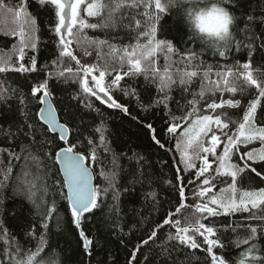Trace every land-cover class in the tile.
<instances>
[{"label":"trees","instance_id":"trees-1","mask_svg":"<svg viewBox=\"0 0 264 264\" xmlns=\"http://www.w3.org/2000/svg\"><path fill=\"white\" fill-rule=\"evenodd\" d=\"M89 2L92 0H86V3L81 5V17L87 19L89 23H100L101 17L87 16L86 5ZM161 2L167 10L159 13L160 23L165 25L166 29L161 33L158 24L156 38L171 41L175 51L167 60L164 53L157 52L154 57L155 66L160 69V74H163L167 66L169 73L175 79H178L177 70L190 71L197 66L201 75L193 78L192 83L187 86V91L178 85L174 86L168 93L171 99L167 102V107L163 103L158 105L155 103L165 95L157 89L158 77L155 81L151 77L145 81L143 75L125 76L120 86L111 88L109 92L112 100L128 108V113H124L120 109L109 107L103 100L83 93L79 83L74 82L71 73H66L63 78L56 77V71L71 67L75 72L77 65L69 58H64L62 64H53L59 56L56 43L58 38L53 32L54 10L48 6H41L38 0H26V11L31 13L38 25L39 30L36 35L39 43L36 52L26 50L24 62L27 64L28 56H34L37 60V70L0 73V89H6L5 95L8 97L0 100V148L21 153L22 148L32 144L34 149L40 150L45 147L41 140L48 141V146L56 151L60 147L72 145L76 152L86 157L95 173L96 186L101 188L108 186L109 181L100 175L102 170L109 174L110 179L111 173L115 172L114 183L118 190L116 199H113V192L109 190L107 196L102 201H98L100 206L92 213L85 214L86 219L82 227L85 234L93 240L89 254L84 249L79 230L73 223L70 205L65 198L66 185L63 188L65 195H61L56 187L49 188L46 198L49 201L55 199L58 212L52 214V219L47 221L48 228L45 229L42 215L44 209L41 208L38 211L25 196L13 193V183L24 160L21 158L19 161H12L13 181L8 183L7 188L0 191V200H2L0 224L25 251L35 250L39 244L38 238L44 235L47 243L37 260L43 259L46 264H211L203 237L196 235V241L201 244V248L190 249L180 245L177 240H168L169 233L175 235L176 231L171 225L158 227L169 218L180 219L181 226H184L183 217L200 216L201 214L195 211V204L206 202L194 196V192L198 191L197 186L204 178L197 180L195 176L201 166V159H194L196 167L186 170L181 160V152L176 147L177 141L182 138L181 133L184 127L188 124H185L182 119L175 121L182 124L175 135L169 134L167 127L170 126L174 117L181 118L191 110L187 102L193 100V94L201 92L202 73L207 66H212L209 79H217L215 73L218 69H222L225 65L231 66L236 62L242 65L248 61L249 51L246 45L249 43L254 45V51L250 55L253 75L255 78L264 80V47H261L264 45V0H231L230 3L223 4L235 17L234 41L226 57H220L214 48L209 47L202 39L188 31L184 17L186 9L195 6L192 0L175 7H169L168 0H161ZM4 4L18 8L21 0H4ZM144 11L143 6L138 9L124 7L120 13H117V16L123 15L124 19L115 29H85L84 33L89 38L108 40L109 44L116 46L135 43L136 32L125 29L123 25L130 22L133 14H142ZM148 11L154 13V6ZM250 16L253 17L251 22L248 19ZM136 18L141 19L142 22L146 19L142 15H137ZM19 27L20 23L14 20L12 14L0 9V55H11L17 67L18 58L13 55L12 50L13 45L18 43V36L5 35V32L10 33L12 29L18 31ZM237 41L240 43L241 51H236ZM140 42L146 43V38L141 37ZM84 47L91 52L90 56H84L83 48L73 44L81 63H97L98 54L111 63L107 55L110 51L107 45L99 49L94 44H85ZM192 52L197 55L189 60L187 57ZM100 63L104 66L102 60ZM126 68L127 65L125 70ZM117 71H119L118 67ZM49 72L53 73L51 78L48 75ZM116 74L112 72L106 75L105 84H110ZM45 80L48 82V90L60 119L69 128L70 138L67 142L60 140L59 135L52 133L39 118L38 113L42 104L39 103L38 97H41L42 93L32 96L31 89ZM211 87V84L204 83L205 95L203 99L197 97L199 101L196 105L199 110L197 114L220 115L226 122L229 119L240 121L247 105L258 95L257 90L251 86L243 92L238 91L235 95L227 91H216L215 95H212L207 91ZM132 89H135V94H132ZM125 92L129 94L126 95ZM77 95L80 98L73 99ZM222 99H239L241 103L238 108L227 105L215 111L207 108V104L213 100L220 103ZM89 102L92 103V108L85 107ZM224 113L227 115H223ZM256 117L258 126L264 127V98L261 99V104L257 108ZM192 119H195V116ZM102 123L103 133L97 132L96 129L101 128ZM149 123L156 129L155 135L164 145L163 147L151 138L150 130L147 128ZM188 123H191V119ZM28 125H32L35 130L34 143L31 140L32 131L27 127ZM229 130L235 131L232 123L229 124ZM101 134L105 137L104 144L100 141ZM216 134L220 135L219 130H216ZM211 135L212 133H209L207 137H202L205 147L208 146ZM89 139L93 141L92 145L89 144ZM221 140H224L223 136ZM261 146L259 141L239 145L232 156V162L243 166L244 162L238 157L245 151H252L254 148L258 150ZM93 148L96 155L95 161L91 159ZM105 148L108 151H105ZM223 148L224 144L221 143L216 151L217 156L222 155ZM203 155L207 154L201 153V156ZM208 155L212 161V169L205 176L211 177L216 175L215 169L218 163L214 156ZM0 158L4 165L8 164L7 152L0 154ZM249 163L256 167L257 171L264 169V161ZM49 164H51L50 161ZM56 167H60L59 163ZM53 172L55 173V169ZM246 175L251 176L252 183L246 182L243 185L244 188L251 190L264 187V181L256 177L255 173H251L250 169L247 170ZM62 177L61 171L54 176L58 181ZM2 178L0 176V179ZM190 180L192 183H189ZM229 182L230 177H217L213 181L214 193L219 194L220 189L226 188ZM48 184L51 185V179L48 180ZM181 186L185 192L184 201L179 198ZM238 187H240L239 184ZM150 193H155V198L149 195ZM182 202L187 206L177 213L176 209ZM48 206L51 207V204L49 203ZM248 215V213H235L210 218L215 222L212 226L218 230L217 236L225 245L224 248H214V252L217 255H223L228 264H238L241 254L252 244H256L258 248V251L252 255L264 258V234H258L256 239L249 241V244L241 243L236 246L233 243L238 237L243 239L250 234L244 226L257 223L249 221ZM202 222L208 223V221ZM225 226L230 227L225 230ZM233 227H236V231L232 230ZM154 230L157 233L156 237L149 239ZM33 232L34 235H29ZM145 240H148V244L143 243ZM3 248V243H0V252ZM165 249L168 251L165 252ZM2 258L7 260V257ZM248 259L251 260L252 256L250 255Z\"/></svg>","mask_w":264,"mask_h":264},{"label":"snow or ice","instance_id":"snow-or-ice-1","mask_svg":"<svg viewBox=\"0 0 264 264\" xmlns=\"http://www.w3.org/2000/svg\"><path fill=\"white\" fill-rule=\"evenodd\" d=\"M183 2H191V0H168V6L175 7ZM230 2L231 0H223V4ZM38 3L41 6H48L51 10H54L53 32L58 38L56 43L59 49V56L56 61H53V64H62L64 58H69L75 61L77 65L75 72H73L71 67L63 71H56V77L63 78L66 73H71L74 82L79 83L83 93L96 97L98 100H103V102L108 103L109 107H114L124 113H128V108L112 100L109 94L111 88L120 86V82L125 76L136 77L143 75L145 81H148L149 77L155 81L158 77L157 89L160 93H165V95L155 103L157 105L163 103L167 107V102L171 99L168 93H170L174 86L178 85L187 91V86L192 83L193 78L201 75L197 66L190 71L177 70L178 79H175L169 73L167 66H165L163 74H160V69L155 66L156 61L154 57L157 52L164 53L165 59L167 60L170 58V54L175 51L171 41L156 38L158 24L160 25L159 31L161 33L166 29V26L160 23L161 17L159 13L167 10L161 0H92V2L86 5L87 16L101 17L100 23H89L87 19L81 17V5H84L86 0H38ZM141 6H143L145 11L142 14H133L130 22L123 25L125 29L136 32L134 37L135 43L116 46L109 44L108 40L89 38L84 33L85 29H115L124 19L123 15L117 16V13H120L121 9L124 7L138 9ZM153 6L155 9L154 13L148 11ZM0 9H4L7 13L12 14L14 20L20 23L18 31L12 29L10 33L5 32V35L18 36V43L13 45L12 50L13 55L18 58V67L13 63L11 55H0V73H7L9 71H36L37 60L34 56H28L27 64L24 62L25 56L27 55L26 50L36 52L39 43V38L36 35L39 30L38 25L31 13L26 11V0H21L18 8L9 7L4 4V0H0ZM188 11H190V8L186 9L185 14ZM137 15H142L146 19L142 22L141 19L136 18ZM248 19L251 22L253 17L250 16ZM220 21L218 35H220L221 40H224L225 37L227 40L222 45H216L214 49L220 57H226L234 41L233 28L235 26V17L223 6L220 13ZM141 37L146 38V43L140 42ZM74 43L83 48L84 56L91 55V52L84 47L85 44H94L98 49L107 45L110 49L107 55L111 63L99 54L97 63H81V59L78 58L73 48ZM246 47L249 51L248 61L242 65L236 62L231 66L225 65L222 69H218L215 73L217 77L215 80L209 79L212 66H207V69L202 73L201 92L193 94V100L187 102V105L191 106V110L181 118L174 117L173 121L170 122V126L167 127V132L175 135L177 130L182 127L181 123L175 121L182 119L185 124H188L187 127H184L181 133L182 138L177 141L176 147L181 152V160L185 164L186 170L196 167V164L193 162L194 159L202 160V165L195 173V176L197 180H200L201 177L204 178L197 186L198 191L194 192V196L198 197L201 201L206 200V202L195 204V211L201 214L200 216L193 217L192 215H188L183 217L184 226H181L180 219L172 220L169 218L165 219L163 224L158 227L171 225L176 231L175 235L169 233L168 240H177L180 245H184L190 249L201 248V244L196 241V235L198 234L200 237H203V243L207 245L206 252L211 258V264H228V261L223 255H217L214 252V248H224L225 245L221 242L220 237L217 236L218 230L212 226L215 222L210 218L234 215L235 213H248L247 219L257 222L256 224L249 223L244 226L250 234L243 239L238 237L233 242L236 246H239L241 243L249 244V241L256 239L258 234H264V187L251 190L243 187L246 182L249 184L252 183L251 176L246 175L249 169L251 173H255L256 177L264 181V175H262L264 169L257 171V168L249 163L250 161H264V127L258 126L256 117L257 108L261 104V99L264 98V80L255 78L251 70L252 63L250 55L254 51V45L249 43ZM261 47H264V45H261ZM241 50L240 43L237 41L236 51ZM196 55L195 52H192L187 58L191 60ZM101 60L104 66H101ZM125 65H127L126 70ZM117 67L119 71H117ZM112 72H116L117 74L111 79L110 84L106 85V75H110ZM48 75L51 78L53 73L49 72ZM205 82L212 85L211 88L207 89L212 95H215L216 91H227L235 95L238 91H245L249 86L254 87L258 95L247 105L240 121L229 119L226 122L221 119L220 115L197 114L199 111L196 107L199 102L197 97L203 99L205 95ZM6 92V89H0V100L8 98L5 95ZM38 93H42V97H38L39 103H47L50 95L47 80L32 87L31 95L37 96ZM101 94L103 95L101 96ZM125 94L127 95L129 93L125 92ZM132 94H135V89H132ZM79 98V95L73 97V99ZM21 102L23 103V100ZM240 103L239 99H222L220 103H216L213 100V102L207 104V108L213 111L218 108H223L225 105L231 108H238ZM85 107L92 108L93 105L89 102ZM38 115L40 120H43L49 128L54 130L59 129V139L62 141L65 140L64 134L67 131V127L66 125L58 123L53 108L49 107L47 110L40 108ZM223 115L227 114L224 113ZM194 116L195 119H192ZM190 119L191 123H188ZM230 123L235 126V131L229 130ZM27 127L32 131L31 140L34 143L36 141L35 130L32 125H28ZM147 128L150 130L151 138L163 147L164 145L157 139L155 135L156 129L153 128L151 123L147 124ZM216 130H219L220 135L216 134ZM96 131L103 133V123L101 128H97ZM209 133H212V135L210 136L208 146L205 147L202 137H207ZM25 135H28V133H25ZM221 136L224 137L223 141L221 140ZM100 141L102 144L105 143L103 134H101ZM255 141H259L262 146L258 150L254 148L252 151H245L243 155L238 157L239 160L244 162L243 166L232 162V156L238 150L239 145H248ZM88 142L90 145L93 144L91 139ZM41 143L45 145L43 149L36 150L30 144L22 148L21 153L0 148V154L7 152L9 158L7 165H4L2 158H0V176L3 177L0 179V191L7 188L8 183L13 181L12 172L14 165L12 161H19L23 158L24 164L21 166L13 183V193L14 195L25 196L38 211L41 208L44 209L42 213L45 221L43 227L47 229V221L52 219L53 213L58 212L55 199L49 201L46 198L49 194V188L56 187L61 195H65L63 188L66 185L67 193L65 198L70 205L73 223L79 230V236L83 241L84 249L90 254L93 240L85 234L82 227L86 219L85 214L92 213L94 209H97L100 206L98 201H102L107 196L109 190L113 192V199L117 198L118 190L115 188L114 183L116 173L112 172L110 179L109 174L102 170L100 175L105 177L109 183L107 187H98L93 184V173L86 166L85 157L76 152L74 146L60 147L56 151L48 146V141L41 140ZM221 143L224 144L223 152L222 155L217 156L216 151ZM189 150H191V155L189 154ZM105 151H108V149L105 148ZM201 153L211 154L215 157L218 163V167L215 169V176H205L212 169V163H210L208 155L201 156ZM91 159L92 161L96 160L94 148ZM49 161L51 164H49ZM57 163L60 165L58 168L56 167ZM53 169H55V173ZM61 170L63 177L58 181L54 176ZM217 177H230V182L227 184V187L221 188L219 194L214 193L215 184L213 181ZM49 179H51V185L48 184ZM189 183H192V181L190 180ZM238 184L240 187H238ZM149 195L155 198V193H150ZM179 198L181 201L185 200L183 186L179 188ZM0 203H2V200H0ZM49 203L51 207L48 206ZM186 206L182 202L176 209V212L179 213L180 209ZM202 221H208V223L206 224ZM228 227L230 226H225V230ZM232 230L236 231V227H233ZM29 235H34V232L29 233ZM156 235V231H152L149 239H154ZM213 237L216 238L213 239ZM38 239L39 244L35 250L29 249L25 251L18 241L9 236L7 229L3 228L2 224H0V243L4 245L3 251L0 252V264H46L43 259L37 260V257L43 252L44 245L47 241L44 235H41ZM143 243L148 244V240L143 241ZM164 251L167 252L168 250L165 249ZM255 251H258L257 245H250L241 254L238 264H264V258H258L252 255ZM250 255L252 256L251 260L248 259ZM2 257H7V260L5 261ZM132 258L135 259V257Z\"/></svg>","mask_w":264,"mask_h":264},{"label":"clouds","instance_id":"clouds-1","mask_svg":"<svg viewBox=\"0 0 264 264\" xmlns=\"http://www.w3.org/2000/svg\"><path fill=\"white\" fill-rule=\"evenodd\" d=\"M192 3L195 6L190 7L184 17L188 31L202 39L209 47L224 44L227 38L221 40L218 35L223 0H192Z\"/></svg>","mask_w":264,"mask_h":264},{"label":"water","instance_id":"water-1","mask_svg":"<svg viewBox=\"0 0 264 264\" xmlns=\"http://www.w3.org/2000/svg\"><path fill=\"white\" fill-rule=\"evenodd\" d=\"M42 97V96H41ZM49 107H51V108H53L54 109V111H55V113H56V116H57V121H58V123H60V124H63V125H65L62 121H61V119H60V116H59V113H58V111H57V109H56V106H55V104H54V102H53V100H52V97H51V95H49V97H48V101H47V103H45V104H42V106H41V108H44L45 110H47ZM43 121V120H42ZM44 122V121H43ZM45 123V122H44ZM46 124V123H45ZM47 125V124H46ZM48 126V125H47ZM49 127V126H48ZM66 127H67V131L65 132V142H67L68 140H69V138H70V131H69V128H68V126L66 125ZM50 130L52 131V133H54V134H58V135H60V133H59V129H51L50 128ZM82 155V154H81ZM84 156V155H83ZM85 157V156H84ZM174 158H175V156H174ZM85 163H86V166L89 168V170L93 173V184L94 185H96V178H95V173H94V171H93V169L89 166V164H88V162H87V160H86V157H85ZM61 172H62V170H61ZM62 175H63V172H62ZM67 188V187H66Z\"/></svg>","mask_w":264,"mask_h":264},{"label":"rangeland","instance_id":"rangeland-1","mask_svg":"<svg viewBox=\"0 0 264 264\" xmlns=\"http://www.w3.org/2000/svg\"><path fill=\"white\" fill-rule=\"evenodd\" d=\"M103 94H101V96H102ZM105 99H107V98H105ZM189 154L191 155L192 153H191V150H189ZM208 155V154H207ZM208 159H209V161H210V163L212 162L211 160H210V157H209V155H208ZM200 165H202V160H201V164Z\"/></svg>","mask_w":264,"mask_h":264}]
</instances>
